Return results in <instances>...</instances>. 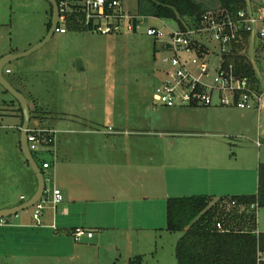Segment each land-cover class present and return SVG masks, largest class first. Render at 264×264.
Segmentation results:
<instances>
[{"label":"rangeland","instance_id":"1","mask_svg":"<svg viewBox=\"0 0 264 264\" xmlns=\"http://www.w3.org/2000/svg\"><path fill=\"white\" fill-rule=\"evenodd\" d=\"M57 1L84 3L86 0ZM198 1L208 3L211 0ZM121 4L126 13H138V0H121ZM50 21L51 5L47 0H0V57L22 54L37 46L47 36L45 32ZM77 21L78 26L70 23L69 27L66 24L65 34L55 33L42 48L11 62L3 70L4 78L28 100L32 116L30 129H104L112 126L116 129L133 130L166 128L167 131L176 133L192 131L195 137L191 139L192 142L199 144L200 162L204 160L203 155L207 149L214 147V158L229 162L231 168L212 170L211 173L202 168L196 171L182 170L183 188L186 187V182L189 184L187 175L191 172L197 179L195 186H200L201 177H209L212 181L216 178V186L215 183L210 185L211 191L218 188L226 191L228 188L225 195H233V189L239 186L245 194L254 195L257 192V168L264 164V113L261 118L252 113L253 117H248L246 121L236 117L231 121L225 119L226 121L217 122L218 117L212 112L215 110L212 108L226 112L234 109L197 107L201 110H193V117L185 115L189 119L181 120L186 127L182 128L180 123L179 126L172 124L170 111L155 109L153 106L155 89L164 76L165 65L161 62L164 53L161 49L162 43L167 40L171 30H176V22L148 19L137 32L102 36L88 31L82 18ZM151 26L161 29L165 38L156 41L148 37L146 28ZM0 114L6 116L4 121L0 120L1 208L9 198L19 200L20 196L29 195L37 181L19 149L22 128L16 131L15 126H19L21 122L10 118L11 115H16L23 121L20 105L1 85ZM224 129H229V134L223 132ZM258 132L263 143L261 149L250 142L257 139ZM222 136L233 137L226 139L228 146L220 143L223 141ZM206 144L210 147L206 148ZM48 148L49 146L43 145L39 152H34L40 164L49 158L50 155L46 153ZM225 148L228 149L224 150ZM250 159L251 169L245 173L242 174L237 167L236 171L233 169L236 161L238 163ZM199 161L198 164L203 165ZM45 174L46 178H50L49 172L46 171ZM46 187L49 191L53 190L52 180L46 182ZM191 189L189 192L185 189L182 197L191 196ZM162 222L164 226L160 227L167 228V220L160 221L161 224ZM258 224L259 231L264 232L263 211L258 212ZM149 231L143 232L148 236L147 241L149 240V245L145 247L147 253L134 258L137 264H147L152 255L158 249L161 250L167 238L181 235L165 230L162 233L165 239L158 240L151 233L158 231ZM155 241L158 248L154 245Z\"/></svg>","mask_w":264,"mask_h":264},{"label":"crops","instance_id":"2","mask_svg":"<svg viewBox=\"0 0 264 264\" xmlns=\"http://www.w3.org/2000/svg\"><path fill=\"white\" fill-rule=\"evenodd\" d=\"M48 31L47 25L45 33ZM153 106L170 111L172 124L179 126L180 123L182 128L186 127L181 120L193 117V110H201L195 107L168 109L155 103ZM115 108L114 102V113ZM212 109H215L212 112L218 117L217 122L236 117L246 121L253 117L252 113L257 114L253 110L226 112ZM36 129L56 133L54 145L46 151L50 156L44 160L51 164L46 170L51 179L46 178V171L43 173L48 179L46 182L52 180V188L63 193L64 200L55 210L49 207L43 212V226L36 224L33 208L7 219V225L0 226V264H137L134 258L146 254L145 247L149 245L148 236L143 232L156 230L158 233L151 232L155 238L165 239L162 233L167 228L160 227L164 226L160 221L167 220L168 199L182 197V192L185 189L189 192L191 188L192 195L185 197L220 199L248 195L239 186L233 189V195H225L228 188L211 191L210 185L215 183L216 186V178L212 181L209 177H201L200 186H195L197 179L191 172L187 175L189 184L186 182L183 188L182 170L202 168L211 173L212 170L231 168L229 162L214 158V147L207 149L200 162L199 144L192 142L195 137L189 130L176 133L166 128L133 130L112 126L104 129ZM223 132L229 134L230 130ZM222 138L220 143H226V146V139H233ZM256 141L250 142L256 145ZM251 160L236 161L233 169L236 171L237 167L243 174L251 169ZM198 161L203 165L200 166ZM37 189L38 183L29 195L20 196L19 200L9 198L0 211L25 204ZM77 228L93 232V238L76 243L72 233ZM176 235L167 238L147 264H178L175 252L181 235ZM154 245L158 248L156 241Z\"/></svg>","mask_w":264,"mask_h":264},{"label":"built area","instance_id":"3","mask_svg":"<svg viewBox=\"0 0 264 264\" xmlns=\"http://www.w3.org/2000/svg\"><path fill=\"white\" fill-rule=\"evenodd\" d=\"M58 7L56 33L59 34L66 33L64 26L73 13L83 14L85 26L102 36L134 33L148 19H158L128 14L120 0L62 1ZM146 35L156 41L165 38L164 32L153 26L146 28ZM161 49L164 52L161 62L165 69L154 93L156 106L168 109L221 107L253 110L261 118L264 113V0H246L244 9L204 14L194 24H177ZM236 61L241 65L243 63L241 70ZM55 134L54 131L29 127L27 143L34 159V152H39L41 146L54 145ZM256 145L263 147L260 133ZM39 167L46 171L51 164L43 160ZM63 200L60 190L46 189L33 207L36 224L43 226V212L49 206L55 210ZM256 208L252 206V209ZM7 223V219H0V226ZM218 228H221L219 224ZM93 236V232L83 228H77L72 233L76 243ZM258 264H264V253H259Z\"/></svg>","mask_w":264,"mask_h":264},{"label":"trees","instance_id":"4","mask_svg":"<svg viewBox=\"0 0 264 264\" xmlns=\"http://www.w3.org/2000/svg\"><path fill=\"white\" fill-rule=\"evenodd\" d=\"M245 6L246 0H211L208 3L198 0H138L136 16L172 20L182 26L183 22L194 24L204 14H221L226 10L235 12ZM79 18L84 21L85 17L81 13L70 14L69 27L70 23L78 26ZM50 27L51 21L48 29ZM86 29L93 32L92 28ZM236 63L241 70L243 63ZM35 161L39 164L36 158ZM252 206L257 208L252 209ZM258 211L264 213V164L258 169V188L254 195L168 199L167 230L181 234L175 252L178 264H258L259 253H264V232L259 231Z\"/></svg>","mask_w":264,"mask_h":264},{"label":"water","instance_id":"5","mask_svg":"<svg viewBox=\"0 0 264 264\" xmlns=\"http://www.w3.org/2000/svg\"><path fill=\"white\" fill-rule=\"evenodd\" d=\"M51 7H52V18H51V27L48 31L47 36L41 41L37 46L33 47L31 50L17 55H7L0 59V85L4 88V90L11 94L14 99L19 103L20 108L23 114V127L20 135V150L24 156L26 163L29 165L30 169L34 173L38 183V189L36 194L25 204H22L18 207L2 210L0 211V219L11 218L13 216H17L19 213L32 209L43 197L45 190H46V179L44 176L43 171L40 169L39 165L35 161L32 153L29 150L28 143H27V134L28 129L31 123V110L28 104V100L23 96L20 92L16 91L12 85L4 78L3 70L4 68L9 65L11 62L25 58L32 53L36 52L44 45H46L50 39L55 35L56 29L58 27L59 22V7L57 0H47ZM82 81L81 86L84 85V76L81 75Z\"/></svg>","mask_w":264,"mask_h":264},{"label":"flooded vegetation","instance_id":"6","mask_svg":"<svg viewBox=\"0 0 264 264\" xmlns=\"http://www.w3.org/2000/svg\"><path fill=\"white\" fill-rule=\"evenodd\" d=\"M1 58H2V57H1ZM1 58H0V59H1ZM3 76H4V75H3ZM11 117H13L14 119H18V120L21 122V124H20L19 126H15V130H16V131H17V130L19 131V130L23 127V121H24V120L21 121L20 118H18L16 115H11L10 118H11ZM5 119H6V116H2V115L0 114V120L4 121ZM0 127H1V126H0ZM20 135H21V134H20Z\"/></svg>","mask_w":264,"mask_h":264}]
</instances>
